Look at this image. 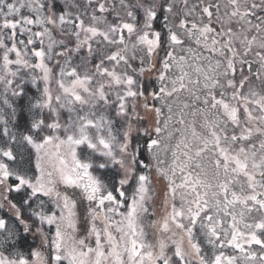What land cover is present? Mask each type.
I'll use <instances>...</instances> for the list:
<instances>
[{
    "label": "snow or ice",
    "instance_id": "obj_1",
    "mask_svg": "<svg viewBox=\"0 0 264 264\" xmlns=\"http://www.w3.org/2000/svg\"><path fill=\"white\" fill-rule=\"evenodd\" d=\"M0 138V264H264V0H0Z\"/></svg>",
    "mask_w": 264,
    "mask_h": 264
},
{
    "label": "rangeland",
    "instance_id": "obj_2",
    "mask_svg": "<svg viewBox=\"0 0 264 264\" xmlns=\"http://www.w3.org/2000/svg\"><path fill=\"white\" fill-rule=\"evenodd\" d=\"M60 2L62 3L63 0H60ZM51 88H52L53 95L57 94L58 89L55 84V77H53ZM134 102L137 105V111L139 112V114L146 118L144 121L141 122L139 126L141 127L142 125H144V123H147L148 128L151 129V127L154 125V114L140 107L144 103L142 99H137ZM129 103H133V101L130 99ZM153 176H154L153 183L155 185V191L157 195L154 197L152 201L153 209L155 211V216L149 217V219L158 220L166 214V208L162 204V201L164 199V193H165V182L162 179L156 178L155 172H153ZM153 209H150V211ZM149 239H152L151 235L149 236Z\"/></svg>",
    "mask_w": 264,
    "mask_h": 264
},
{
    "label": "trees",
    "instance_id": "obj_3",
    "mask_svg": "<svg viewBox=\"0 0 264 264\" xmlns=\"http://www.w3.org/2000/svg\"><path fill=\"white\" fill-rule=\"evenodd\" d=\"M58 7H59V5H58ZM157 26H159V25H157ZM39 86H40V88L42 89V88H43V83L41 82ZM141 127H148V125H147V123H144V125H142ZM22 130H23V129H21V131H22ZM2 139H3V138H0V141H2ZM141 142H143V140H142ZM29 242H31V238H29ZM35 246H36V245L34 244L33 247H35Z\"/></svg>",
    "mask_w": 264,
    "mask_h": 264
}]
</instances>
